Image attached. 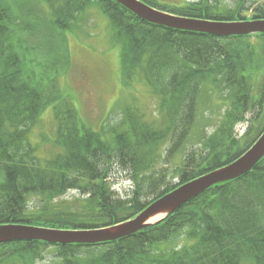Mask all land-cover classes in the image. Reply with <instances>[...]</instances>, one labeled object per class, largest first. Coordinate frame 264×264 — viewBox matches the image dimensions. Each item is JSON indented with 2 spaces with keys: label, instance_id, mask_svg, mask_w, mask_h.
Wrapping results in <instances>:
<instances>
[{
  "label": "trees",
  "instance_id": "16d2710c",
  "mask_svg": "<svg viewBox=\"0 0 264 264\" xmlns=\"http://www.w3.org/2000/svg\"><path fill=\"white\" fill-rule=\"evenodd\" d=\"M142 1L192 19L264 20L261 0H238L224 9L216 0L180 6ZM92 2L110 19L124 78L141 72L159 98L160 123L129 113L124 129H114L108 139L84 124L63 96L66 32L78 28ZM215 93L227 106L222 121L189 147L200 101ZM49 107L61 153L42 162L29 136ZM241 124L242 137L235 133ZM263 131L264 35L224 39L164 29L112 0H0V225H117L178 186L233 162ZM115 170L131 184L123 199L108 184ZM71 192L77 195L68 198ZM50 250L41 242L1 244L0 264H51ZM52 250V264H264V159L246 176L209 189L129 238Z\"/></svg>",
  "mask_w": 264,
  "mask_h": 264
},
{
  "label": "rangeland",
  "instance_id": "374dc122",
  "mask_svg": "<svg viewBox=\"0 0 264 264\" xmlns=\"http://www.w3.org/2000/svg\"><path fill=\"white\" fill-rule=\"evenodd\" d=\"M236 1L216 0V4L222 5L221 8L224 9L225 4L233 6ZM164 3L178 5L177 0H167ZM110 34L107 16L95 6L88 7L82 23H79V29L76 28L74 34L66 32L70 63L62 70L59 82L63 95L79 111L87 126L102 132L108 139L114 129L118 132L124 129L123 124L129 113H136L137 117L147 122L160 123L163 120L159 116L160 102L147 87L142 73L136 71L131 78H124L121 52ZM221 107H225L224 99L218 93L208 96V100L202 102L200 118L189 147L197 143L198 136L205 128L210 133L215 129ZM105 128L113 129L105 132ZM57 129L50 107L43 112L32 130L31 142L39 146L41 157L49 158L54 153H59V147L53 142L57 140ZM108 184L121 199L127 191H131L128 178L118 170L113 172ZM74 195L77 193L71 192L67 197L72 198ZM53 252L51 249L47 254V260L51 264Z\"/></svg>",
  "mask_w": 264,
  "mask_h": 264
},
{
  "label": "water",
  "instance_id": "95a60500",
  "mask_svg": "<svg viewBox=\"0 0 264 264\" xmlns=\"http://www.w3.org/2000/svg\"><path fill=\"white\" fill-rule=\"evenodd\" d=\"M141 20L156 26L175 30L203 33L217 37L264 34L263 22L211 23L192 21L168 16L155 11L137 0H115ZM264 158V134L259 141L233 164L189 182L156 201L134 220L103 230L64 232L22 226H0V244L15 241H41L52 245L84 244L97 245L115 242L159 223L189 201L209 188L236 180L247 173ZM165 214L160 220L150 223L155 216Z\"/></svg>",
  "mask_w": 264,
  "mask_h": 264
},
{
  "label": "bare ground",
  "instance_id": "6f19581e",
  "mask_svg": "<svg viewBox=\"0 0 264 264\" xmlns=\"http://www.w3.org/2000/svg\"><path fill=\"white\" fill-rule=\"evenodd\" d=\"M163 216H165V214H161V215L155 216L154 218H152L150 220V223H153V222H156V221L160 220Z\"/></svg>",
  "mask_w": 264,
  "mask_h": 264
}]
</instances>
